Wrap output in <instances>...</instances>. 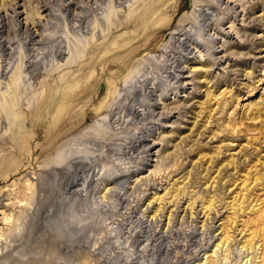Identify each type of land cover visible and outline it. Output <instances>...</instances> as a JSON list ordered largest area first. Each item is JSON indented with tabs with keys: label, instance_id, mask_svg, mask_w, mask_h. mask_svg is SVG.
Segmentation results:
<instances>
[{
	"label": "rangeland",
	"instance_id": "1",
	"mask_svg": "<svg viewBox=\"0 0 264 264\" xmlns=\"http://www.w3.org/2000/svg\"><path fill=\"white\" fill-rule=\"evenodd\" d=\"M42 1L29 0L32 18ZM240 1L254 23L245 25L239 3L216 0L84 1L78 21L60 10L62 0H50L55 13L42 24L36 70L27 67L35 52L26 35L7 24L0 264H264V0ZM221 28L231 32L228 59L212 68L207 40ZM191 29L200 49L185 57L184 73L199 89L176 93L165 69ZM146 81L164 95L156 114L178 103L182 119L161 125L159 117L132 115L134 106L151 109ZM158 135L174 157L154 172L145 159L162 148L151 145ZM81 165L86 185L68 190L69 170Z\"/></svg>",
	"mask_w": 264,
	"mask_h": 264
},
{
	"label": "bare ground",
	"instance_id": "2",
	"mask_svg": "<svg viewBox=\"0 0 264 264\" xmlns=\"http://www.w3.org/2000/svg\"><path fill=\"white\" fill-rule=\"evenodd\" d=\"M84 1L88 2V6L90 4L91 0H62V4L60 7V10L65 14V16H71L75 21L80 18V15L77 14L76 9H77V5L83 3ZM94 1V0H93ZM261 1V0H259ZM21 2H23V4L21 5ZM86 2V3H87ZM96 2V1H95ZM217 4L220 7H230L232 4L239 3L241 8L243 9L242 13L245 14L243 15V22L245 23V25H250V23H254L251 20L250 23H248L247 18L246 19V15H247V7L244 6V3L241 2L240 0H216ZM254 2V1H253ZM258 2V1H257ZM29 5V0H11V2H8V4H5L3 2L0 1V50L4 53H7L6 51L10 50L11 51V44L7 41V39L9 38H5L4 36L7 37L10 29H8L7 24H12L14 26H16L17 28H21L20 30L26 35L27 39L29 40V43H27L28 45V51L29 52H35V55H33L32 57H30L29 59H27L26 63H27V67L29 69L32 70H36L38 67V57L37 55L41 54L42 52L39 53L42 49H38V47H42L45 43V36L44 34L41 32V27L43 26L42 24H44V21H47V24H49L51 22V19H53L54 17V8L50 2V0H45L42 2H39V6L37 7V9H35V18L31 17V13L30 10L27 9ZM82 5V4H81ZM87 5V4H86ZM37 6V5H36ZM77 6V7H76ZM82 7V6H80ZM79 7V8H80ZM85 7V5H84ZM87 7V6H86ZM23 8L24 11H20V9ZM233 8V7H232ZM30 9V8H29ZM81 9V8H80ZM83 9V8H82ZM234 10V9H233ZM249 10V9H248ZM1 11H3L5 14L1 15ZM7 11H9V13H7ZM233 15L235 14L234 17H237L235 13V11H233ZM44 13V14H43ZM192 16L196 18V23L199 24L200 21L199 19L194 15V13H192ZM203 18V22L205 27L210 28L212 27V25L210 24V22L212 21V16L209 14H204L203 16H201ZM154 18H157L156 16ZM153 18V20H154ZM45 19V20H44ZM246 19V20H244ZM150 20V19H149ZM80 22V21H79ZM81 23V22H80ZM243 23V24H244ZM247 23V24H246ZM155 25V24H154ZM214 25V24H213ZM150 28L149 25H147L146 29ZM15 29V28H14ZM153 29H157V26H153ZM193 29V28H192ZM192 29L190 31H185V33L183 35H179L180 37L176 40V43L179 45V48L181 49V52L175 54L173 53L172 56L168 57L170 60L168 61L169 63H171L170 67L168 66V68H166L165 70H167V72H165L169 77L168 79L171 80V82H175L176 85H178L179 87H177L175 89L176 93H178V91L180 89L185 90L186 87L193 85L194 89H197V82H196V77L192 76V77H186L184 70L187 69L188 66H185L184 63V59L187 55H192L194 53L195 50L200 49V45L196 44L194 42L195 39H193L194 37H192ZM248 29V28H247ZM231 31L236 32L238 36H240L242 33L241 30L237 29L235 24L231 26ZM231 32L229 33H225L223 31V28H221L217 34L214 35H209V38L207 40V42L209 43V47L211 48V58L209 59L210 65L211 67H218L219 65L222 66L223 65V60L225 58L228 59L227 57V48L229 47L228 42H225L227 36L229 37ZM210 34V33H209ZM218 35H222V39L219 40L218 39ZM176 39V38H175ZM63 41V40H62ZM221 44L220 48L221 49V53H218V48L217 46ZM59 45V44H58ZM196 45L195 49H192V47ZM207 45V44H206ZM61 46V45H60ZM60 46H56L57 48H55V53L59 56H64L65 54V48L64 47H60ZM208 47V48H209ZM209 48V49H210ZM17 49V48H16ZM52 50V48H51ZM44 51V48H43ZM15 52V51H14ZM10 53V52H9ZM44 53V52H43ZM200 53V57L204 58L203 56V52H198ZM14 55V54H13ZM40 55V56H41ZM222 55V56H220ZM31 56V55H30ZM39 56V58H40ZM173 57V58H172ZM149 58V57H148ZM172 58V59H171ZM41 59V58H40ZM39 59V62H41ZM151 59V58H150ZM42 60V59H41ZM15 61V60H14ZM69 61V60H68ZM40 64V63H39ZM68 64V63H67ZM7 70V69H6ZM154 70V69H153ZM189 74H193V71L190 69ZM166 78V77H165ZM148 81H146L145 85H142V89L144 92V95L146 97H148V100L150 99L151 102H153L150 105V110L148 113H146V111H140V110H136L134 107L130 108L129 111H131L132 115L135 116V118H141V117H145V116H155V117H159L158 122H160L161 125H167L169 123V120L174 118L175 116L178 115L177 118L182 119V110L184 109V107L174 104L172 105V107H170L167 111L156 114V111L158 109H160L161 104L160 102L162 101L163 98V94L157 95V93L159 92L157 89L158 87L154 88V86L150 85L147 83ZM156 85V84H155ZM199 89V88H198ZM196 92V91H195ZM149 102V101H148ZM127 107L124 106V110H121L122 112L125 111ZM165 108H163L164 110ZM186 109V108H185ZM166 110V109H165ZM128 112V111H127ZM119 113L121 114V112H118L116 116L119 115ZM154 117V118H155ZM119 121H121L120 119H118V117H116ZM121 118V117H120ZM153 118V117H152ZM178 120V119H177ZM117 122V123H118ZM124 122V121H123ZM183 122V121H182ZM119 124V123H118ZM121 124V123H120ZM164 128V126L162 127ZM150 131V130H149ZM152 133V132H151ZM86 135H90V134H86ZM160 135H158L159 137ZM142 138V137H141ZM144 138H149V136H143L142 139ZM165 139L163 138H157L155 141H152V147L153 149L156 148V146H162L161 149L157 150L155 152V154L153 155L154 158H156L155 160L151 159V158H147L145 159L146 162V166H149V164L151 162L156 163L155 165V171L158 170L159 168H161L162 165H166L167 162H170L171 159L174 157L173 155H167L165 154V147H166V143L167 145H169V142H164ZM145 140L142 141L141 146L143 145V148H150L151 145L150 144H145L144 142ZM158 142L160 144H158ZM83 143H81L80 145H78L77 150L79 151L82 148ZM177 147V146H176ZM176 149V148H175ZM178 150V149H177ZM176 151V150H175ZM150 152V151H149ZM174 152V151H173ZM172 152V153H173ZM69 153V152H68ZM63 154V153H61ZM176 156V154H175ZM58 157V156H57ZM150 157V156H149ZM62 158V157H61ZM60 160V159H59ZM173 160V159H172ZM187 160V159H186ZM176 161V160H175ZM64 162V161H63ZM193 168V167H192ZM74 176L73 180L69 182V184L67 185L68 190H73L77 185H79V181H83L85 184V181L87 178V176H89V171L88 168L85 165H81V166H77L76 169L73 170H69L68 173H71ZM96 170H92V174H90V176H94L95 177V172ZM98 172V171H97ZM194 172V171H193ZM192 173V172H191ZM101 174V173H100ZM103 176V175H102ZM71 180V179H70ZM148 181V180H147ZM101 183V182H100ZM86 185V184H85ZM85 188V187H84ZM77 189V188H76ZM78 190V189H77ZM113 191V189H111ZM110 191V188L107 190ZM68 192V191H67ZM75 193V192H74ZM160 210V209H159ZM173 211V210H172ZM174 212V211H173ZM47 213V212H46ZM158 213V212H157ZM185 216V215H184ZM159 217V216H158ZM159 219V218H158ZM73 240V239H72ZM226 240V239H225ZM224 240V241H225ZM227 243V242H226ZM221 245V244H220ZM220 245H218V248L220 247ZM255 251V250H254ZM251 257V256H250Z\"/></svg>",
	"mask_w": 264,
	"mask_h": 264
}]
</instances>
